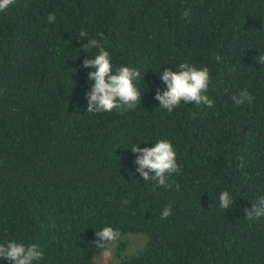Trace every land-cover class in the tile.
<instances>
[{"label": "trees", "instance_id": "obj_1", "mask_svg": "<svg viewBox=\"0 0 264 264\" xmlns=\"http://www.w3.org/2000/svg\"><path fill=\"white\" fill-rule=\"evenodd\" d=\"M81 29L114 69L139 70L142 104L87 112L83 60L98 49L84 51ZM260 53L264 0H14L0 11V243L39 245L34 264H95V232L111 226L119 264H264V217L243 212L264 196ZM185 61L209 69L214 104L169 113L159 72ZM242 90L254 100L237 106ZM161 139L180 166L166 187L140 177L131 151ZM131 235L144 242L128 254Z\"/></svg>", "mask_w": 264, "mask_h": 264}, {"label": "clouds", "instance_id": "obj_2", "mask_svg": "<svg viewBox=\"0 0 264 264\" xmlns=\"http://www.w3.org/2000/svg\"><path fill=\"white\" fill-rule=\"evenodd\" d=\"M13 3L14 0H0V11H5ZM184 15H188L187 11ZM55 19L54 13H48L49 23L55 22ZM79 35L86 40L82 46L85 52L91 48L98 49L94 57L83 60V67L91 68L87 74V80L94 81L90 85V90L85 93L88 102L87 112H111L113 109L126 111L134 109L137 104H142V93L134 84L141 75L139 70L128 65H120L114 69L109 52L98 39L89 37L88 32L83 29ZM215 59L220 61L221 57L216 55ZM255 59L257 63L264 66V54L260 53ZM176 69L177 71H173L172 67H167L159 72L160 79L166 85L163 91L158 87L155 92L154 99L159 101V107L166 109L169 113L182 102L184 104L194 102L197 106L203 104L212 107L214 101L206 95L210 81L209 69L197 68L187 61L176 65ZM231 99L239 106L245 102L252 103L254 97L247 90H242L239 95H233ZM131 151L137 154L134 160V163L138 165L136 172L147 182L156 180L159 186L166 187L168 186L166 177L180 171L173 145L168 140H158L151 147L132 145ZM123 203L127 204V201ZM233 203L229 192L223 191L219 194V205L222 209H230ZM243 212L245 219L248 220L264 217V196L252 202L250 209L245 207ZM171 215L172 206L170 204L164 206L161 218H168ZM95 236L97 239L93 242L94 246L107 254L120 239L121 232L111 226H105L99 231L96 230ZM43 255V249L35 243L26 245L16 240L0 243V259L9 261V264H34Z\"/></svg>", "mask_w": 264, "mask_h": 264}, {"label": "rangeland", "instance_id": "obj_3", "mask_svg": "<svg viewBox=\"0 0 264 264\" xmlns=\"http://www.w3.org/2000/svg\"><path fill=\"white\" fill-rule=\"evenodd\" d=\"M131 244L127 248L126 253H133L142 247L144 242V237L141 235H131L130 236ZM120 257L115 254V251L112 250L110 253L102 254L96 256L94 263L95 264H119Z\"/></svg>", "mask_w": 264, "mask_h": 264}]
</instances>
